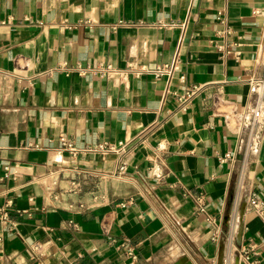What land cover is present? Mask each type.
Masks as SVG:
<instances>
[{
    "label": "crops",
    "instance_id": "obj_1",
    "mask_svg": "<svg viewBox=\"0 0 264 264\" xmlns=\"http://www.w3.org/2000/svg\"><path fill=\"white\" fill-rule=\"evenodd\" d=\"M262 79L264 0H0V264H264Z\"/></svg>",
    "mask_w": 264,
    "mask_h": 264
},
{
    "label": "built area",
    "instance_id": "obj_2",
    "mask_svg": "<svg viewBox=\"0 0 264 264\" xmlns=\"http://www.w3.org/2000/svg\"><path fill=\"white\" fill-rule=\"evenodd\" d=\"M180 68V61L178 58H175L170 63H165L157 66L153 71L152 74L156 79L162 78V77H168L171 78L173 74L178 71ZM148 69L145 66L141 67H134L133 65H129L126 69H118L115 68L111 64H105L100 65L97 68H80L79 73L81 75H85L87 72H91L95 75H98L102 78H109L115 75H120L123 79H128L130 76L134 77H140L143 73H146ZM182 83L185 85L184 89L180 93H175L176 99L183 110H187L189 103L191 100L201 91L202 87L200 85H187L184 78H182ZM251 91L253 93H257L259 95H262L264 93V79L262 80H253L251 81ZM263 115V108L259 107V109L255 112V119H259ZM62 144V150L69 151L72 154H77L79 150L74 146L73 143L68 141L65 138L61 139ZM109 146L106 144H100L96 146H92L89 151H101V150H110ZM229 156H227L228 158ZM7 169H9L7 167ZM125 168L122 167L121 171H124ZM249 204L252 208H254L259 215L264 217V202L257 197L256 195H253L250 198ZM9 207L10 204L6 205L5 207H2L0 209V223H5L9 219ZM1 240V239H0ZM132 257V262L130 264H134L135 255L133 253H130ZM247 258L249 259V256L247 255Z\"/></svg>",
    "mask_w": 264,
    "mask_h": 264
},
{
    "label": "bare ground",
    "instance_id": "obj_3",
    "mask_svg": "<svg viewBox=\"0 0 264 264\" xmlns=\"http://www.w3.org/2000/svg\"><path fill=\"white\" fill-rule=\"evenodd\" d=\"M224 259H223V251H221V254L219 256V264H223Z\"/></svg>",
    "mask_w": 264,
    "mask_h": 264
}]
</instances>
